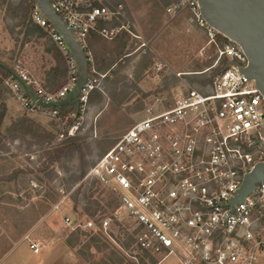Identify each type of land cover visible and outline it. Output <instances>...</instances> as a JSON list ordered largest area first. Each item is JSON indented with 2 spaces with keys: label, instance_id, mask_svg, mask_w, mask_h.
Returning <instances> with one entry per match:
<instances>
[{
  "label": "built area",
  "instance_id": "built-area-1",
  "mask_svg": "<svg viewBox=\"0 0 264 264\" xmlns=\"http://www.w3.org/2000/svg\"><path fill=\"white\" fill-rule=\"evenodd\" d=\"M49 3L73 30L89 62L87 38L92 31L113 39L125 30L140 39L122 3ZM166 11L172 16L191 13L217 46L216 63L198 74L222 61L225 68L202 88L190 86L178 93L170 106H160L159 98L147 103L145 116L117 136L82 178L84 187L96 183L116 205L96 212L83 209L77 217L67 215L65 223L71 232L99 234L120 248L131 240L140 254L135 255L138 261L146 255H163V259L175 256L181 264H264V181L234 202L245 174L264 162L263 95L254 79L230 64L246 66L247 57L233 41L219 44L218 32L202 17L198 0H172ZM33 19L48 29L67 58L69 79L52 93L29 71L17 66L15 73L40 100L60 101L76 86L79 67L63 36L37 5ZM101 22L105 25L100 27ZM93 73L79 96L82 113L90 92L106 76ZM5 83L27 113L40 110L57 117V110L41 109L17 79L8 78ZM80 126L81 119L75 120L57 140L76 135ZM30 247L40 252L39 244Z\"/></svg>",
  "mask_w": 264,
  "mask_h": 264
},
{
  "label": "rangeland",
  "instance_id": "rangeland-1",
  "mask_svg": "<svg viewBox=\"0 0 264 264\" xmlns=\"http://www.w3.org/2000/svg\"><path fill=\"white\" fill-rule=\"evenodd\" d=\"M2 1L4 0H0V3ZM5 1L17 3L19 0ZM104 2H122L130 10V20L140 39L131 36L127 53L114 67L113 72L108 73L105 78L101 77V84L96 89L102 92L103 99L88 103L85 105V112L79 110L76 117V120L81 119L78 133L85 136L90 145L87 150L90 166L113 144L117 136L145 116L147 103L159 98L160 106H170L181 91H186L190 86L202 88L207 84L208 82L203 84L194 79L210 76L212 70L203 74L197 72L213 66L218 58L217 46L210 43L208 30L192 20L188 11L175 16L164 11L159 24H156L150 22L148 17L152 0ZM5 6L6 4H0V60L29 71L38 80L44 78L45 70L54 63L52 56L44 50L45 39L33 38L23 46V34H18L19 28H16L14 36L8 30V24H12L13 20L7 16ZM17 37L19 40L16 41ZM143 43L146 45L143 46ZM8 108L6 124L26 112L13 94L8 101ZM29 115L43 124H47L52 118L48 112L40 110ZM57 121H60V132L67 130L68 118ZM7 148L0 151V260L21 244L19 250L10 257L12 261L28 258L29 251L38 260L60 258L64 253L63 246H66L69 264H107L102 259L103 252L97 251L95 245L90 243L89 236L81 235L74 246L66 243V239L73 232L66 225L65 217L81 215L85 206V203L80 204L78 213H75L74 203L68 196L79 188L82 192L87 191L88 187L83 186L82 179L74 184L66 180L78 165V158L55 164L57 175L48 178L39 171L42 150L38 146L29 147L26 143L15 141L9 142ZM13 171H19L18 176L7 181L6 177ZM69 188V195H64ZM54 193L58 194L57 197ZM94 198L99 201L100 210L106 208L108 195L104 191L98 188ZM29 204L42 207L45 214L36 224L23 230L21 212ZM117 236L120 234L117 233ZM108 241L113 246L109 249L126 257L125 263L129 261L140 264L135 257L140 255L135 246L120 248L112 239ZM34 242L39 244V253H34L30 247ZM11 244L12 247L7 250ZM5 250L6 254L2 255ZM154 257L159 261L158 264H180L175 256L165 259L163 255ZM144 259L147 264L151 263L149 258Z\"/></svg>",
  "mask_w": 264,
  "mask_h": 264
},
{
  "label": "trees",
  "instance_id": "trees-1",
  "mask_svg": "<svg viewBox=\"0 0 264 264\" xmlns=\"http://www.w3.org/2000/svg\"><path fill=\"white\" fill-rule=\"evenodd\" d=\"M171 2L172 0H152V5L149 8L148 12L149 21L159 24L161 14L166 11ZM119 3L122 2H117L116 4ZM0 4L2 6L6 4L5 12L7 16L11 20H13L12 24H8V30L10 34L14 36L16 28H19L18 34H23V46L33 38L45 39L43 43L44 50L46 51V53L52 56L54 63L45 70L44 78H40L39 80L42 86L47 91L52 93L58 92L69 79V67L67 58L59 49L48 29L40 26L34 21L33 10L36 5L35 2L33 0H19L17 3H13L10 1L6 2L4 0ZM135 9L137 10V8ZM125 10L129 18L132 19L130 10L127 7H125ZM116 23H119V21H116ZM104 25L105 23H100V27ZM50 28L52 27L50 26ZM130 38L131 35L125 30H123L113 39L104 38L99 34L98 31H92L87 38L86 49L87 51H90L92 55V62H89V73H93V68L96 71L93 74L97 77H100L102 74H105L107 76L108 73L113 72L114 67L127 53L126 49L129 44ZM217 39L221 45L229 42V40L220 33H217ZM17 40H19L18 37L16 38V41ZM224 68L225 61H222L218 67H213L211 69L212 71L210 73V76L205 75L200 79L194 80H198L199 82L205 84L207 82H210L212 80V77L220 74L224 70ZM9 69L15 73L14 66L0 60V151L7 150L9 142L15 141L26 143L29 147L38 146V148L42 150L40 159L41 167H39V171L44 173L48 178H52L54 175H57V172L54 169L55 164L62 161H70L77 157L79 163L75 169H71L72 172L70 173V178L66 180L72 184L81 180L90 167L89 161L87 159V150L90 149V145L87 142V138L77 133L76 135L68 136L61 141L57 140L58 134L60 133V121L57 120L63 121L64 119L68 118L67 126H70L72 122L76 120L77 115H79L78 113L81 108L79 99L78 102L53 107L52 110H57L58 115L57 117H52L47 124H43L37 121L27 112L21 115H17L16 117L11 119L10 123L6 124L5 120L8 116L9 110L8 101L12 96V92L6 85L5 81L8 78H12L14 80L16 79L11 75ZM103 97L104 96L101 91H99L98 89H94L90 92L86 105L88 103L100 102ZM41 109L46 108L42 107ZM21 172L25 173L24 171ZM18 174L19 171H13L11 175L6 177V180L10 181L17 177ZM98 188L99 186H97L96 183L93 182L87 187V191L82 192L81 188L75 191V193H73L70 197V201L74 203L73 210L78 211V208L82 203H85L83 209L86 212H96L100 210V203L97 199L94 198V194L98 190ZM56 195L58 194L54 193L55 197H57ZM55 197H52V199H55ZM6 202L9 203L10 201ZM106 205L111 207L116 205L115 200L109 195L106 201ZM21 213V215L23 216V230H26L40 220V218L45 214V210L42 207H37L35 204H29V206ZM81 235L89 236L90 243L95 245L97 251L103 252L102 259L107 264L125 263L126 257L120 252L109 249L112 244L106 238L101 237L99 234L92 235L84 231L73 232L72 235H70L66 239V243L69 246H74ZM129 246H131V240H127L125 242V248L128 249ZM11 247L12 244L7 250H9ZM7 250H5L2 255H5ZM145 257L150 259V264H158V260H156L153 255H146ZM139 262L140 264H147L144 257H139ZM125 264L132 263L127 261Z\"/></svg>",
  "mask_w": 264,
  "mask_h": 264
},
{
  "label": "water",
  "instance_id": "water-1",
  "mask_svg": "<svg viewBox=\"0 0 264 264\" xmlns=\"http://www.w3.org/2000/svg\"><path fill=\"white\" fill-rule=\"evenodd\" d=\"M43 15L56 28L66 41L78 67L79 80L74 89L60 101L44 102L32 92L26 84L9 69V72L23 86L29 97L44 108L58 107L78 102L89 75V59L73 30L66 25L62 17L51 7L49 0H33ZM202 17L214 29L228 40L237 43L247 57L246 66L232 61L240 71L256 81L264 98V0H198ZM264 147V143H262ZM264 181V162L257 163L245 174L242 187L234 202L244 199L257 182Z\"/></svg>",
  "mask_w": 264,
  "mask_h": 264
},
{
  "label": "crops",
  "instance_id": "crops-1",
  "mask_svg": "<svg viewBox=\"0 0 264 264\" xmlns=\"http://www.w3.org/2000/svg\"><path fill=\"white\" fill-rule=\"evenodd\" d=\"M19 246H21V244L14 247L9 254H7L4 258H2L0 260V264H69V260L66 257L68 252H65L67 248L66 246H63L64 253L60 258L52 257L49 259L46 258V260L45 259L38 260V258L34 257V254L31 251H29L30 253H28L29 254L28 258H23V259L21 258L20 260L16 259L15 261H12L10 257L19 250Z\"/></svg>",
  "mask_w": 264,
  "mask_h": 264
}]
</instances>
